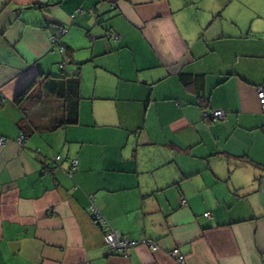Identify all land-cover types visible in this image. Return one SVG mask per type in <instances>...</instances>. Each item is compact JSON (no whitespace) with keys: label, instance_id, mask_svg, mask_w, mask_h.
<instances>
[{"label":"crops","instance_id":"obj_1","mask_svg":"<svg viewBox=\"0 0 264 264\" xmlns=\"http://www.w3.org/2000/svg\"><path fill=\"white\" fill-rule=\"evenodd\" d=\"M76 76L77 122L21 140ZM260 85L264 0H0V264H264ZM91 203L159 248L110 253Z\"/></svg>","mask_w":264,"mask_h":264},{"label":"built area","instance_id":"obj_2","mask_svg":"<svg viewBox=\"0 0 264 264\" xmlns=\"http://www.w3.org/2000/svg\"><path fill=\"white\" fill-rule=\"evenodd\" d=\"M48 0H39L40 3L45 4ZM77 11H81L78 9ZM74 16L75 13L70 16V23H74ZM68 28L67 26H61V33L65 34L67 33ZM111 37L113 39H118L119 35L116 33H111ZM52 42L54 44L59 43V49L60 51L65 50V46L61 43L60 41V36H52ZM67 59H65L66 61ZM64 64V63H63ZM62 64V65H63ZM258 92V98L260 101V105L262 110L264 111V85H260L257 88ZM229 112L217 108V109H212L210 111L206 110L204 111V117L213 121L217 120H226L228 117ZM24 135H22L21 140H23ZM1 143L4 142V138H1L0 140ZM61 156L57 155L55 156L54 160L55 162H58L60 160ZM72 170L70 171V174H72L73 170H75L78 166V159H73L72 160ZM261 193L264 195V175L262 177V184H261ZM91 211H92V218L96 220L100 225L106 226L108 229L106 231V242L109 247V251L112 254H122V255H128L129 251L133 248L138 247L141 244H145L149 246L152 250H157L159 245L156 243V241L151 240L149 238H143V239H133L126 237L124 234H122L120 231L116 230L112 226L109 225L108 220L105 218V216L101 213L98 207L95 206L94 203H91ZM206 215L210 216V212H207ZM171 255L176 256L178 260L181 263H184L185 261V256L180 252L179 248H173L170 252Z\"/></svg>","mask_w":264,"mask_h":264},{"label":"trees","instance_id":"obj_3","mask_svg":"<svg viewBox=\"0 0 264 264\" xmlns=\"http://www.w3.org/2000/svg\"><path fill=\"white\" fill-rule=\"evenodd\" d=\"M65 79L66 78H53L52 81L49 84H46L44 87L49 95L62 101V105L61 107H59V111L63 110V115L58 116V118L51 123L49 122L44 125L33 124L22 127V134L24 135V137H26L29 132H41L45 130L52 131L57 129L58 127L77 122L80 100V79L78 76L71 77L67 80ZM37 84V78H34L28 84H26L16 97V102L18 104L26 103V101L32 97L33 90L37 86ZM203 118L205 121L214 122L213 120L205 118L204 112Z\"/></svg>","mask_w":264,"mask_h":264}]
</instances>
